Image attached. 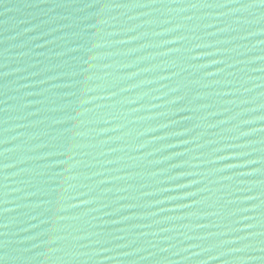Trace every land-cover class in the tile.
Masks as SVG:
<instances>
[{"label":"water","instance_id":"obj_1","mask_svg":"<svg viewBox=\"0 0 264 264\" xmlns=\"http://www.w3.org/2000/svg\"><path fill=\"white\" fill-rule=\"evenodd\" d=\"M0 264H264V4L0 0Z\"/></svg>","mask_w":264,"mask_h":264},{"label":"snow or ice","instance_id":"obj_2","mask_svg":"<svg viewBox=\"0 0 264 264\" xmlns=\"http://www.w3.org/2000/svg\"><path fill=\"white\" fill-rule=\"evenodd\" d=\"M259 3L264 4V0H259Z\"/></svg>","mask_w":264,"mask_h":264}]
</instances>
